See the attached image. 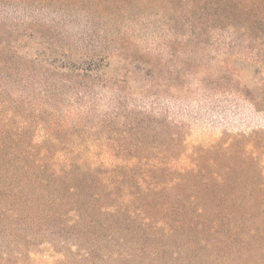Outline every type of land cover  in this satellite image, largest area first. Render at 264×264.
Returning <instances> with one entry per match:
<instances>
[{
    "label": "rangeland",
    "instance_id": "1",
    "mask_svg": "<svg viewBox=\"0 0 264 264\" xmlns=\"http://www.w3.org/2000/svg\"><path fill=\"white\" fill-rule=\"evenodd\" d=\"M218 195L264 233V0H0V264H131L129 212ZM176 235L166 264H248Z\"/></svg>",
    "mask_w": 264,
    "mask_h": 264
},
{
    "label": "trees",
    "instance_id": "2",
    "mask_svg": "<svg viewBox=\"0 0 264 264\" xmlns=\"http://www.w3.org/2000/svg\"><path fill=\"white\" fill-rule=\"evenodd\" d=\"M77 188L74 185L71 190H76ZM214 200L216 202L214 209H209L207 206L195 211L189 208L185 210L181 207L177 209L173 200L163 198L164 213L158 216L157 221H154V216H148L141 220L140 211L133 213L125 211L129 212L130 215L126 217L124 227L116 225L113 230L115 229L116 232L121 233L122 237L119 239V245H125L126 243V245L130 244V247L129 249L119 247L118 250L113 252L114 256L117 257L118 255L117 259L120 263L129 260L131 264L134 261L141 264H166L168 260L166 251L173 248L170 242L180 241L182 238L177 237L176 234L182 233L183 238L191 243L197 241V243L207 246H209V241L212 238L220 239L219 237H221L218 240L219 243L215 245L225 246L226 251L233 253L237 259L242 257L243 262L260 264V262L253 260L252 251L257 243H262L261 240L264 233H261L257 227H246L248 220L254 218V214L245 211L244 201L240 197H234L229 208L225 211H222L219 207L221 196L214 197ZM250 201L254 205L261 204V206H264V197L262 196L250 195ZM190 204L193 205L194 202ZM121 208L126 209L125 207H120V212L123 211ZM103 209L104 207H102V211ZM260 214L264 220V210H261ZM80 216L83 219L84 214ZM102 216L107 221H118L113 219L114 215L110 212L105 211ZM111 237L114 240L115 236L110 235ZM109 254L110 252L102 255L100 257L101 262L97 263L109 264ZM86 256L88 257L86 260L90 261V264H97L93 263L95 258L94 251L93 253L87 252Z\"/></svg>",
    "mask_w": 264,
    "mask_h": 264
}]
</instances>
